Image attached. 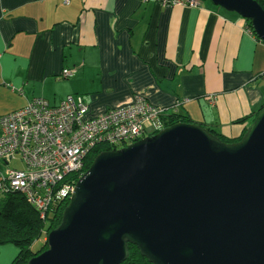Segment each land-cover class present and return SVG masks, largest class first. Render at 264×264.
Instances as JSON below:
<instances>
[{"label":"crops","instance_id":"obj_1","mask_svg":"<svg viewBox=\"0 0 264 264\" xmlns=\"http://www.w3.org/2000/svg\"><path fill=\"white\" fill-rule=\"evenodd\" d=\"M201 3L0 0V116L74 96L94 117L142 97L239 137L246 125L235 121L264 105V44L239 15ZM18 254L0 246V264Z\"/></svg>","mask_w":264,"mask_h":264},{"label":"water","instance_id":"obj_2","mask_svg":"<svg viewBox=\"0 0 264 264\" xmlns=\"http://www.w3.org/2000/svg\"><path fill=\"white\" fill-rule=\"evenodd\" d=\"M211 2L264 44L256 0ZM47 243L28 264H123L130 245L150 264H264V108L237 143L179 123L99 154Z\"/></svg>","mask_w":264,"mask_h":264},{"label":"built area","instance_id":"obj_3","mask_svg":"<svg viewBox=\"0 0 264 264\" xmlns=\"http://www.w3.org/2000/svg\"><path fill=\"white\" fill-rule=\"evenodd\" d=\"M62 2L69 5L71 0ZM160 2L168 8H197L201 0ZM62 76L71 79L75 72L65 69ZM167 111L138 97L128 107L89 117V107L79 97L70 96L58 106L35 98L23 109L0 117V161H13L19 156L27 167H8L1 174L0 190L25 194L45 216L55 188L69 174L80 173L82 177L93 150L101 145L128 146L149 133H158L165 128L161 121ZM65 185L59 195L71 197L74 186Z\"/></svg>","mask_w":264,"mask_h":264},{"label":"trees","instance_id":"obj_4","mask_svg":"<svg viewBox=\"0 0 264 264\" xmlns=\"http://www.w3.org/2000/svg\"><path fill=\"white\" fill-rule=\"evenodd\" d=\"M256 1L264 9V0ZM246 22L248 30L255 35L257 41L261 42L253 30L251 21L246 20ZM263 77L264 74H261L258 76V79H262ZM263 108L264 105L262 106V108H260L259 111L251 114L249 117L238 119L237 121H235V125H246L244 128V133L241 134L239 137H227L221 132H217L215 129L212 128V126L208 128L203 124L201 125L207 128L215 135H217L223 142L229 144L237 143L241 141V139L246 134L249 127L253 124V122L259 115V112ZM179 123L190 124L194 123V121L188 115L174 110L167 111V114L163 117L161 121V124L164 125L163 128L171 127ZM150 134L152 133H149L148 135ZM116 148L117 147L115 146L108 147L104 145L93 150V152H91L90 155L87 157V163L86 168L84 169V173L89 170L93 161L99 154L111 151L112 149ZM79 179L80 173L69 174L67 177L64 178L63 182H61L55 188L47 211L45 212V216H43L42 212L39 211L36 206L29 202L25 194H22L21 192L15 190H8L7 192H3L0 190V195L2 196V198H0V246L12 245L16 247L19 251L17 258L11 264H28L30 260L48 250V235L51 231L55 230L60 226L63 218V213L66 207L69 205L70 201L69 195L65 198H62L59 195V191L61 190L62 184H66L65 186H75ZM37 243H39V245L37 248H35V245ZM129 250V258L123 264H150L148 260L141 255V253L135 246L130 245Z\"/></svg>","mask_w":264,"mask_h":264},{"label":"rangeland","instance_id":"obj_5","mask_svg":"<svg viewBox=\"0 0 264 264\" xmlns=\"http://www.w3.org/2000/svg\"><path fill=\"white\" fill-rule=\"evenodd\" d=\"M202 2H208L210 4H212L211 0H207V1H202ZM220 8V7H219ZM222 9V8H221ZM224 10V9H222ZM250 128V127H249ZM122 149V148H120ZM12 168V169H17V170H26L27 167L24 163H22L21 159L19 156H16V158L10 162V164L8 166H5L3 162H0V172H2L3 174L6 173L7 168ZM0 173V175L2 174ZM1 179V176H0ZM0 198H2V196L0 195ZM39 245V243H37L35 245V248H37Z\"/></svg>","mask_w":264,"mask_h":264},{"label":"bare ground","instance_id":"obj_6","mask_svg":"<svg viewBox=\"0 0 264 264\" xmlns=\"http://www.w3.org/2000/svg\"><path fill=\"white\" fill-rule=\"evenodd\" d=\"M202 3L200 2V5H201ZM123 108V107H122ZM111 109H120V108H111ZM151 135H155V134H150V135H147V136H145L144 138H146V137H148V136H151ZM143 139V138H142ZM141 140V139H140ZM139 140V141H140ZM102 146V145H101ZM125 147H127V146H125ZM125 147H121V148H125ZM117 149V148H116ZM116 149H112L111 151H117V150H121L120 149V147L116 150ZM85 167H86V163H85ZM85 174V173H84ZM83 174V175H84ZM81 178V177H80ZM75 187V186H74Z\"/></svg>","mask_w":264,"mask_h":264},{"label":"clouds","instance_id":"obj_7","mask_svg":"<svg viewBox=\"0 0 264 264\" xmlns=\"http://www.w3.org/2000/svg\"><path fill=\"white\" fill-rule=\"evenodd\" d=\"M202 2V1H201ZM252 33V32H251ZM254 35V34H253ZM138 142V141H137ZM131 145V144H130ZM129 146V145H128Z\"/></svg>","mask_w":264,"mask_h":264}]
</instances>
